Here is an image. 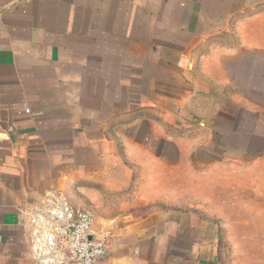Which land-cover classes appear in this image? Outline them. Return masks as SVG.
I'll return each instance as SVG.
<instances>
[{
	"label": "crops",
	"instance_id": "obj_1",
	"mask_svg": "<svg viewBox=\"0 0 264 264\" xmlns=\"http://www.w3.org/2000/svg\"><path fill=\"white\" fill-rule=\"evenodd\" d=\"M226 31L232 37L217 38ZM166 69L176 79L204 78L197 87L194 77V93L234 89L221 115L231 106L240 114L214 121L212 134L248 140L250 150L221 155L240 162L204 172L221 175L222 188L240 184V193L245 182L228 176L252 175V202L240 204V216L259 221L264 0H0V264H35L27 211L48 192H62L96 218L91 206L149 174L163 179L143 205L167 209L127 219L123 227L115 225L121 216L102 217L116 241L100 264H216L212 219L224 222L227 209L207 210V220L201 212L173 209L199 207L177 193L181 165L194 164L199 142L178 130L180 107L166 99ZM135 78L156 82V96L135 92ZM242 159L253 162L245 166ZM166 164L175 178L169 188ZM188 168L195 177L198 170ZM214 201L207 205L216 207Z\"/></svg>",
	"mask_w": 264,
	"mask_h": 264
},
{
	"label": "rangeland",
	"instance_id": "obj_2",
	"mask_svg": "<svg viewBox=\"0 0 264 264\" xmlns=\"http://www.w3.org/2000/svg\"><path fill=\"white\" fill-rule=\"evenodd\" d=\"M226 34L231 36L233 33L227 31L224 33L220 32L218 33L217 38L225 39ZM234 66L239 70L238 75H240V62H236ZM155 70L156 68L154 67V69H152L149 74L154 75ZM173 73L174 72H172L170 69H166L164 72L163 80L165 83L164 91L167 94L166 99L167 101H173V104L177 102L176 105L180 107L177 111L178 124H180L178 130L181 133L198 138L199 142L194 153L195 155L191 160L193 161L192 163H194V167L198 170L197 174L195 177L192 174L190 176V169L188 167L193 165H189L188 160L183 162L179 175V182L181 183L182 189L180 191L178 190L179 192L177 193L178 195L180 194L181 197H185L187 200H196L195 203L199 207L191 205H185L186 207L182 206L179 208L170 207L173 209H178L181 212H187L189 209L192 211L201 212L202 220L208 219L209 212L207 210L210 211L213 209L218 211L220 207L221 210L223 207L226 208L227 216L223 218L224 222H221L222 220L220 219H212L214 220L215 224L213 231L215 235H218L219 244L217 252L218 259L216 264H264V160H258L257 162H262L259 164L261 166V173L258 177L260 179V188H258V190H260V195L258 197L260 198L261 211L259 221L257 218H252L249 221L248 219L250 217H247L249 215L247 212L243 213L247 215L242 214L240 216V204L245 203L248 206L252 202V187L248 186L249 184H252V175L246 173V175L243 174L241 177H237L235 175L228 176L230 182L233 181L234 178L235 180L238 179L239 181L245 182L246 191L242 190L240 193V184L237 183L233 186L229 185V187H226L228 185L226 184L225 187L222 188L220 183L221 175H212L210 177L204 172L209 166L229 167L232 166L233 162H240L233 159H221V155L230 153L234 155L242 154L245 152V150H250L251 143L248 140H242L240 142V140H238L237 137L231 135V133H229L230 136L217 135L218 137L212 134L214 133L213 130H215L214 121L222 119L221 124H223L224 121H231L234 119L236 114H240L238 110L236 111L231 106L229 107L227 116L225 115L224 117L221 115V110L228 107L227 103L229 102V98L232 95L234 89L231 87L221 88L211 86L209 93L203 91L201 88H197L198 90L196 93H194L195 88L192 84L195 82V78L197 80V87L199 85L204 87V85H202L205 84L204 78L198 74H195V78L193 77L194 79H189L188 77H185L184 79H176L172 76ZM236 78L239 79V77ZM132 81L133 90L135 92L139 91V93L142 92L154 97L156 96V82L153 80H141L139 78H135ZM116 85H118L119 88L123 87L119 81ZM126 89L128 88L126 87ZM190 89L193 90V92H190ZM139 96V94H136L137 98ZM169 105L172 106L171 103H169ZM155 110L156 109L153 111ZM206 119L207 123L210 125L208 130L203 126H200V122H204L203 120ZM220 127L221 130L224 129V126ZM230 131H232L231 127ZM169 160L170 162L174 161L173 159ZM249 162L253 161L242 159L241 163L246 166ZM166 165L167 166L163 168L165 178L164 183L165 188H169L173 186L175 178L174 175H172V169H168V167L171 166L168 164ZM136 177L140 178V182L138 184L132 183L130 188L120 192H113L110 196L106 194V201L100 206L93 207L89 205L97 213L94 222V225L96 224V230L106 236V240L110 246V251L116 241L115 235L113 233V228L110 225L108 226L102 217L107 216L113 217V219H115L118 216H121L122 220L118 221L115 225L117 227H123L126 224L125 221L127 219H145L148 217V214H150V219L152 218V215L156 209H167L166 206L157 208L156 206L151 205V203L148 205H143V202L147 201V199H145L146 197L150 198L152 194H155L156 190L152 191V188L153 186H156L157 181L160 182V180L163 179L162 176L157 177L154 174H149L148 176L140 175ZM217 184L219 185L215 187ZM224 189L228 190L226 191ZM248 189L250 190L248 191ZM104 193L107 192L105 191ZM165 194L171 198L173 197L174 192L166 189ZM247 198H249L248 201ZM208 200H215L214 202L217 206H208ZM245 204H242V207H245ZM203 205H206L210 208H206ZM232 209L235 210V214ZM255 214L256 215L254 217H258L256 212ZM240 217L243 219L245 218V220L241 222ZM202 224L204 225L205 223ZM198 235H200V232H198Z\"/></svg>",
	"mask_w": 264,
	"mask_h": 264
},
{
	"label": "built area",
	"instance_id": "obj_3",
	"mask_svg": "<svg viewBox=\"0 0 264 264\" xmlns=\"http://www.w3.org/2000/svg\"><path fill=\"white\" fill-rule=\"evenodd\" d=\"M35 264H100L110 253L106 236L93 230L95 214L58 191L27 211Z\"/></svg>",
	"mask_w": 264,
	"mask_h": 264
}]
</instances>
